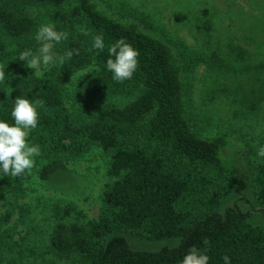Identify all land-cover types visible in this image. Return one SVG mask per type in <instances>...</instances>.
<instances>
[{
  "label": "trees",
  "instance_id": "trees-1",
  "mask_svg": "<svg viewBox=\"0 0 264 264\" xmlns=\"http://www.w3.org/2000/svg\"><path fill=\"white\" fill-rule=\"evenodd\" d=\"M63 2L0 0V34L16 45L9 50L0 39V66L8 69L0 81V120L14 123L15 96L33 103L41 100L36 129L50 151L78 155L96 145L108 153L107 180L100 192L102 209L84 224L56 222L49 237L52 250L75 255L78 264H178L195 246L208 255V264H224V255L230 264H264V226L250 224L247 212L235 203L216 209L221 199L247 184L254 199L264 203V158L247 169L238 148L227 163L220 154L229 153V140L234 138L198 135L185 113L182 74L205 62L203 54L181 44L172 48L96 0H75L64 10H53L50 19L58 31L69 34L60 42L59 55L73 49L79 54L74 52L63 65L57 64L53 76L36 75L27 61L18 59L21 52L33 50L36 26L23 8ZM76 24H84L87 34ZM95 35L103 38V50L92 48ZM119 39L140 54L132 78L123 82L114 81L106 68L111 58L108 48ZM91 62L99 66V75L114 90L139 87L140 91L121 106H98L91 120H73L63 110L59 83ZM37 173L50 183L68 177L65 164L56 156L42 163ZM0 175V190L7 180L25 176H5L2 169ZM124 232L149 240L177 237L178 241L156 250L134 249Z\"/></svg>",
  "mask_w": 264,
  "mask_h": 264
},
{
  "label": "rangeland",
  "instance_id": "rangeland-1",
  "mask_svg": "<svg viewBox=\"0 0 264 264\" xmlns=\"http://www.w3.org/2000/svg\"><path fill=\"white\" fill-rule=\"evenodd\" d=\"M96 1L174 49L175 44H181L187 50L201 52L206 61L182 74L185 113L191 129L201 136L233 137L229 153L220 154L227 163L238 148L247 169L261 158L256 152L264 145V0ZM74 2L24 6L36 24L32 33L34 55L40 47L35 40L38 27L52 22L53 10H64ZM75 27L88 32L84 24ZM246 34L252 38L243 40L241 36ZM0 39L9 50L16 47L1 34ZM59 49L60 43L55 44L56 55ZM56 69L57 64L31 70L36 75L41 71L42 76H53ZM99 70L91 62L59 83L63 110L71 119L91 120L98 106H121L139 93V87L114 90L101 78ZM4 71L7 74L8 69ZM45 139L36 128L29 132L28 144L38 145L41 154L34 157L35 166L30 172L19 181L7 180L0 190V264H78L75 255L52 250V229L56 222L84 224L102 209L100 192L107 180L108 153L91 145L82 154H55ZM54 156L63 161L68 171L66 181L61 183L46 182L37 173L41 164ZM233 203L247 212L250 224L264 226V203L254 199L250 184L240 192H230L216 209L221 211ZM123 234L134 249L156 250L178 241L177 237L149 240Z\"/></svg>",
  "mask_w": 264,
  "mask_h": 264
},
{
  "label": "clouds",
  "instance_id": "clouds-1",
  "mask_svg": "<svg viewBox=\"0 0 264 264\" xmlns=\"http://www.w3.org/2000/svg\"><path fill=\"white\" fill-rule=\"evenodd\" d=\"M68 35L66 31H58L52 22L42 24L35 34V40L40 45L38 53L34 55L31 50H26L19 54L18 59L27 61V67L35 70H38L41 65L45 68L55 64L63 65L66 59H71L74 52L79 54L78 49L66 50L64 55L54 53L55 44L66 40ZM92 48L104 49V41L100 35L93 36ZM108 53L111 58L107 59L106 68L113 74L112 79L116 82L131 79L139 64V51L124 39H119L108 48ZM4 68L5 66H0V81L6 78ZM37 75L42 76L43 72L37 71ZM11 91L13 90L10 89ZM40 107H43L41 100L33 103L23 96H15L11 109L14 123L9 124L0 120V169L5 176H21L30 172L35 166L34 157L41 154L40 147L29 145L27 137L29 132L37 127L39 120L37 109ZM256 155L264 158V145L257 149ZM208 243V240H204V244ZM222 259L224 264H230V258L227 255H224ZM208 260L209 257L204 251L192 246L178 264H208Z\"/></svg>",
  "mask_w": 264,
  "mask_h": 264
}]
</instances>
